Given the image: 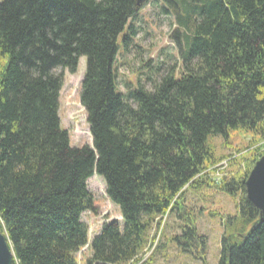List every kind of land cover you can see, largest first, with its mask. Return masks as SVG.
<instances>
[{"label":"trees","instance_id":"1","mask_svg":"<svg viewBox=\"0 0 264 264\" xmlns=\"http://www.w3.org/2000/svg\"><path fill=\"white\" fill-rule=\"evenodd\" d=\"M163 1L178 26L179 63L151 89L127 84L126 93L117 63L135 35L137 0L0 3V229L14 264H79L87 246L86 264H134L155 220L171 215L181 231L171 240L208 264V239L185 202L203 187L236 200L219 264H264V213L245 188L258 158L242 174L209 180L211 170L223 175L224 158L206 144L237 129L264 142V0ZM82 58L93 149L72 147L59 117L64 71L75 73ZM95 173L122 224H105L89 243L83 215L95 212Z\"/></svg>","mask_w":264,"mask_h":264},{"label":"rangeland","instance_id":"2","mask_svg":"<svg viewBox=\"0 0 264 264\" xmlns=\"http://www.w3.org/2000/svg\"><path fill=\"white\" fill-rule=\"evenodd\" d=\"M4 1L0 0V3ZM130 24L134 25L135 35L132 36L127 52H120L118 55L117 63L118 86L123 93L128 90L127 84L135 87L140 82L147 89H151L154 79L158 80L179 63L178 40L173 37L178 26L175 16L170 13V7L163 0L146 1L137 16L129 21L128 25ZM119 45H121V37ZM85 71L84 58L80 60L75 73L64 71L59 117L63 129L69 133L72 147L87 146L93 149L87 113L80 99ZM149 77L152 78L151 81ZM259 140V135L244 129L230 130L228 136H210L206 144L213 157L224 158L219 164L224 169V173L221 177H217L219 172L211 170L208 179L218 181L225 176L231 177L246 172L248 168L251 169L253 160L258 158V161L259 155L264 152V142H258ZM88 188L95 204V212L83 215V221L89 228L90 243L101 233L105 224L113 222L122 224V217L118 207L107 196L106 183L101 176L95 173L88 180ZM185 202L192 210L191 213L196 216L199 235L208 239L207 263L219 264L224 220L236 215V200L232 195L218 188L203 187L189 189ZM159 219L153 224L149 241L139 257V262L134 264H145L152 256L154 261L151 264H203L200 259L195 260L191 254L182 252L183 247L171 240L175 234H181L176 217L169 216L165 223L159 222ZM160 225L163 229H159ZM159 246H162L160 250H158ZM90 258L89 246L77 254L79 264H86Z\"/></svg>","mask_w":264,"mask_h":264},{"label":"water","instance_id":"3","mask_svg":"<svg viewBox=\"0 0 264 264\" xmlns=\"http://www.w3.org/2000/svg\"><path fill=\"white\" fill-rule=\"evenodd\" d=\"M138 10L148 0H137ZM247 199L264 213V155L255 163L246 182ZM0 264H14V253L6 235L0 229Z\"/></svg>","mask_w":264,"mask_h":264}]
</instances>
